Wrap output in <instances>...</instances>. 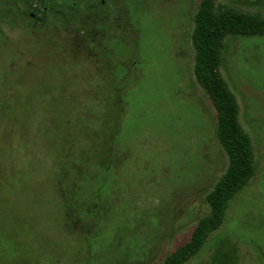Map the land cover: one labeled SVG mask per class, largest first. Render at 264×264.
Masks as SVG:
<instances>
[{"label":"rangeland","instance_id":"374dc122","mask_svg":"<svg viewBox=\"0 0 264 264\" xmlns=\"http://www.w3.org/2000/svg\"><path fill=\"white\" fill-rule=\"evenodd\" d=\"M200 1L0 0V264H162L191 238L228 166L193 70ZM221 72L256 174L186 264L224 238L264 264V37H228Z\"/></svg>","mask_w":264,"mask_h":264},{"label":"trees","instance_id":"16d2710c","mask_svg":"<svg viewBox=\"0 0 264 264\" xmlns=\"http://www.w3.org/2000/svg\"><path fill=\"white\" fill-rule=\"evenodd\" d=\"M194 22L191 36L194 47V75L216 110L217 138L227 155L228 166L207 194L210 213L199 220L191 238L162 264H186L199 254L208 238L223 225L231 200L256 174L252 143L241 126L237 98L222 75L221 64L225 40L228 37H264V15L228 5L217 10L213 0H201ZM113 39L116 44L122 42L120 39ZM106 157L108 159L105 163L97 164L101 171H108L113 165L111 153H107ZM110 196L113 198L112 194ZM212 261L214 264H237L236 245L228 239H221L216 244Z\"/></svg>","mask_w":264,"mask_h":264},{"label":"flooded vegetation","instance_id":"af4514ba","mask_svg":"<svg viewBox=\"0 0 264 264\" xmlns=\"http://www.w3.org/2000/svg\"><path fill=\"white\" fill-rule=\"evenodd\" d=\"M29 6V17L30 18H32V19H34L35 17H37V13H36V11H37V9H36V6L35 5H33V4H28ZM2 22V19L0 18V23ZM3 31H2V28H1V25H0V40L1 39H3Z\"/></svg>","mask_w":264,"mask_h":264}]
</instances>
